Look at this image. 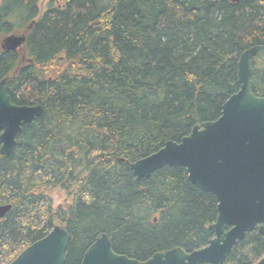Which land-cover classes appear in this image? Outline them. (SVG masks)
<instances>
[{"label":"trees","instance_id":"1","mask_svg":"<svg viewBox=\"0 0 264 264\" xmlns=\"http://www.w3.org/2000/svg\"><path fill=\"white\" fill-rule=\"evenodd\" d=\"M0 0V42L29 24L24 61L0 49V81L15 105H41L12 153H0V264L54 226L66 228L65 264H80L97 236L143 259L205 247L215 197L164 166L136 179L129 164L178 142L220 116L239 90L237 62L264 44V0ZM254 95L264 97V62L252 59ZM72 198L54 210L51 193ZM153 218L156 221L153 223ZM264 236L245 234L225 264H254Z\"/></svg>","mask_w":264,"mask_h":264},{"label":"water","instance_id":"2","mask_svg":"<svg viewBox=\"0 0 264 264\" xmlns=\"http://www.w3.org/2000/svg\"><path fill=\"white\" fill-rule=\"evenodd\" d=\"M2 38L0 49L25 55L27 31ZM264 62V44L245 50L237 62L239 90L221 106L220 116L194 126L178 142L166 141L155 153L129 164L138 179L148 178L164 166L183 167L188 180L216 201V219L208 229L214 237L201 249L174 248L155 253L145 262L114 253L102 233L85 251L80 264H223L237 241L257 229L264 236V97L253 94L252 59ZM7 76L0 81V153L9 156L21 128L42 113L41 105H15L9 97ZM11 209L0 206V219ZM70 236L56 225L42 239L27 246L9 264H65ZM255 264H264V257Z\"/></svg>","mask_w":264,"mask_h":264},{"label":"rangeland","instance_id":"3","mask_svg":"<svg viewBox=\"0 0 264 264\" xmlns=\"http://www.w3.org/2000/svg\"><path fill=\"white\" fill-rule=\"evenodd\" d=\"M60 1L61 0H40L38 4L40 13H42L49 4L55 5L57 3H60ZM51 197H52V207L54 210L66 211L67 207H69L72 203L71 196L62 190H58V189L53 190L51 193Z\"/></svg>","mask_w":264,"mask_h":264},{"label":"flooded vegetation","instance_id":"4","mask_svg":"<svg viewBox=\"0 0 264 264\" xmlns=\"http://www.w3.org/2000/svg\"><path fill=\"white\" fill-rule=\"evenodd\" d=\"M156 221V218H153V223ZM209 227V226H208ZM255 230H257V229H255ZM213 233V232H212ZM259 233V232H258ZM247 234V233H246ZM213 237H214V234H213ZM212 237V238H213ZM211 238V239H212ZM236 244V243H235ZM234 247V246H233ZM232 247V248H233ZM174 249V248H173ZM232 250V249H231ZM166 251V250H165ZM163 252V251H162ZM114 253H116V254H118V255H122V256H125V257H127V258H129V259H132V260H136V261H139V262H145V261H147L151 256H147V257H145V258H143V259H138V258H134V257H129V256H127L126 254H122V253H117V252H114ZM154 255V254H153ZM152 255V256H153ZM264 257V256H263ZM227 258V257H226ZM261 259V258H260ZM259 259V260H260ZM225 261H226V259L224 260V262H223V264H225ZM255 264V263H254Z\"/></svg>","mask_w":264,"mask_h":264}]
</instances>
